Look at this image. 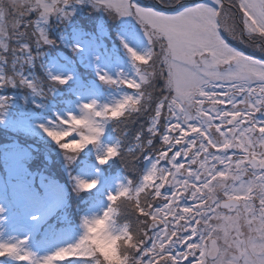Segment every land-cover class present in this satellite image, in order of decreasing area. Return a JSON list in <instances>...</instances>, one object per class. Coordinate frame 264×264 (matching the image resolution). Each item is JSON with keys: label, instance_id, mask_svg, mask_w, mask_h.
Instances as JSON below:
<instances>
[{"label": "snow or ice", "instance_id": "snow-or-ice-1", "mask_svg": "<svg viewBox=\"0 0 264 264\" xmlns=\"http://www.w3.org/2000/svg\"><path fill=\"white\" fill-rule=\"evenodd\" d=\"M73 3L83 0H0V87L19 83L34 91L40 88L19 65L32 63L31 43L37 47L52 43L44 25L53 17L72 15ZM89 3L113 18L132 17L143 29L128 34L136 48L124 44L135 78L98 74L102 82L126 86L135 95L111 105L84 103L82 116L69 115L58 125L42 127L55 140L62 135L78 137L59 145L78 153L81 141L99 143L104 122L127 123L132 114H148L147 136L138 133L134 148L108 145L97 156L100 165L120 157L130 172L137 171L141 157L148 162L139 182L127 178L107 196L104 209L111 217L109 231L116 229L114 236L139 234L131 240L128 264H264V119L257 118L264 114V59L245 55L223 35L244 42L246 34L250 46L264 56V0H238L243 25L239 32L225 0ZM33 13L35 18L27 20ZM10 40L15 41L13 46ZM157 60L162 65L159 72ZM158 78L164 85L157 97L153 81ZM50 79L63 85L71 77ZM156 138L161 141L159 149L154 147ZM96 185L95 179L79 183L81 189ZM121 209L126 219L118 223ZM133 215L134 221L127 218ZM86 238L42 259L26 250L24 241L0 243V257L54 264L71 255L77 264H107L99 253H79Z\"/></svg>", "mask_w": 264, "mask_h": 264}, {"label": "rangeland", "instance_id": "rangeland-1", "mask_svg": "<svg viewBox=\"0 0 264 264\" xmlns=\"http://www.w3.org/2000/svg\"><path fill=\"white\" fill-rule=\"evenodd\" d=\"M194 0H184V2H190ZM6 2V0H5ZM138 3L144 4H152L155 0H136ZM197 2H204V0L197 1ZM195 3V2H194ZM225 7L229 8L230 11L235 14V20L237 23V29H243V25L239 22L240 18L242 17V13L238 9V0H225ZM72 15L67 18L63 17H53L49 20V22L44 25L48 38L58 39L59 42L63 43L66 47L71 50H74L76 53L75 56H69L66 53L60 54V58H54L46 65V70L49 76L59 75L62 77H71L68 82H75L76 85H79V92L75 97L77 98L71 100L74 104L73 110H68L63 113H56L55 118L47 117L45 120L36 121V122H29L25 119H20L17 121H12L8 118L7 114L4 111V107L7 105V101L3 99V104L0 106V125H8L12 127L14 130H23L26 131V135H37L39 138H42L43 141L40 142V147L42 151L46 154L50 153L51 155L57 154L56 158L59 156L60 159L64 158L69 160L71 155H76L77 153H69L63 150L58 144L51 140L50 137L46 135L43 131V127H53L58 125V121L60 119H67L69 115H74L80 117L83 115L82 105L84 103L95 101L98 106L103 105H111L115 102L121 100L125 95H135V92H132L131 89L127 88L126 86H122L119 84L116 85H109L102 82L99 79L98 74H107L108 76L112 77L113 79H122L128 78L133 79L135 78V67L131 60L130 55L127 53V49L124 47V44L127 43L128 47L136 48V43L134 41H129L128 34L130 32L136 31L141 32L143 29L141 28L139 22L132 17H115L113 18L108 14V12L95 9L93 8L92 4L89 3V0H83V3H73L71 5ZM240 15V16H239ZM239 16V17H238ZM35 18V13L26 17L27 20H32ZM10 21L11 17H9V28H10ZM116 26L118 28H116ZM60 27V30L57 29ZM112 27L113 32H111V36L116 38L118 41L115 44L112 38L109 37V28ZM225 39L228 43H233V47L237 50L243 49L245 55L254 56L255 59H264V56L256 50L253 46H250V42L248 41V37L245 34L243 36L244 42H241L240 39H233L227 33H223ZM109 37V44L117 47L113 48L112 51H107V48L104 46L103 39ZM103 38V39H102ZM68 40L73 42L72 44H68ZM102 42L101 44L97 45L98 43ZM10 46L15 44L14 40L8 41ZM12 44V45H11ZM35 43H31L30 46H34ZM119 44V45H118ZM36 46V45H35ZM46 45L40 44L39 47H33V49H37ZM244 48L247 51H252L256 54H251L244 51ZM116 50V51H114ZM138 51H141L142 48H137ZM36 52H31V55L38 57V55H42L44 53L48 54V50L42 51L35 50ZM155 51L159 52L160 48L159 45H156ZM75 58V59H74ZM39 59V58H38ZM75 61H77L85 71H91L95 76V80L88 79L86 84L81 82V70L78 72L77 68L75 67ZM140 63V62H137ZM151 63V62H150ZM40 65V62H39ZM11 66V59L9 58V68ZM41 66V65H40ZM162 65L157 60L155 64V68L157 72L160 71ZM10 71V69H9ZM166 75V69H165ZM79 83V84H78ZM71 84V83H70ZM16 85V84H14ZM61 85V84H58ZM65 85V84H64ZM164 81L163 78H158L153 81V86L155 88L154 96H159L161 89L163 88ZM13 86V85H8ZM8 86L0 87V89H7ZM57 88H51V95L55 92L57 94ZM54 94V95H56ZM56 99L58 97L56 96ZM55 99V100H56ZM8 112V111H6ZM258 119H264V114H257ZM114 121V120H113ZM112 121V122H113ZM111 124V121L104 122V132L100 137L99 143L97 145H89L87 146L84 152H93L94 155L97 157L101 155L103 149L108 145L116 144L115 142L111 143V139L107 137L105 134L107 126ZM163 125V124H162ZM43 126V127H42ZM63 127H67L64 125ZM78 127H82L78 125ZM75 135L73 137L65 138L67 141L71 139H76ZM33 149V148H31ZM83 149V150H84ZM82 150V152H83ZM127 150V149H126ZM38 152H41L38 149ZM80 151V153H82ZM35 156L38 157V153H34ZM79 154V152H78ZM28 151L27 149L22 148H13V152L10 154V162L8 163V175L5 174L6 182L12 184V196L15 200V203L22 204L25 202V212H24V221L23 224H18V228L15 229L13 234L7 238L0 239V243H17L19 241H24L23 247L26 250H30V246L28 243L29 240V232L28 230L33 228H37V224L43 221L44 217H47L49 213L53 212L60 208V204L64 202L63 191L52 184H47L44 186L45 196L42 198L33 199L32 196L28 195L29 186L24 185V182L28 180V170L27 167L24 165V159L27 157ZM57 160V159H56ZM109 161L108 163H110ZM102 166V168H101ZM107 165H104V167ZM148 163L146 165V168ZM26 167V169H25ZM145 168V170H146ZM103 170V165H100L95 159L92 165L88 167H84L80 169L81 176L78 175L76 179H72V186L73 190L76 192L77 195H81L83 193L90 194V201L92 199L97 200L100 196L103 195V198H99L95 202L94 205L89 207L85 214L79 217V223H77L73 230H68L61 232L60 238L55 240V242L59 241L57 244L53 245L50 248H45L41 252H39V259H42L44 256L46 257L49 254H52L56 250L61 247H65L71 244H75L78 240L82 237L84 233L83 223L85 219L93 218L102 213V211L108 206L109 202L107 200V196L110 193H115L118 191L119 186L125 182L124 179L121 177L114 180L113 183H107L108 188L105 192L103 189L106 187L107 176L102 175L101 172ZM144 170V171H145ZM76 173V172H74ZM21 177V178H19ZM75 178V177H74ZM93 179L97 180V185L91 191H81L79 188V183L81 181L91 182ZM3 191V184L0 181V210L4 208L5 197L1 195ZM163 191V189H162ZM88 196H84V198H89ZM89 203V202H88ZM59 205V207H58ZM105 215H107L105 213ZM125 217V216H124ZM128 219L134 221L136 216H129ZM110 221H105L103 219H98L96 222L95 227L93 228L91 225L88 226V232L86 235V241L89 243L85 245L82 244L81 247L85 249L84 252H80L81 255L90 254L94 252V248H100L101 252L106 255L107 257H113L114 255H118V260L121 259L119 255V240L121 237L114 236L113 232H115V227L109 231L108 225ZM21 225L23 226L21 228ZM21 228V229H20ZM75 229V231H74ZM78 231H77V230ZM64 231V230H62ZM84 240V241H85ZM131 240L128 239L126 241V245H130ZM44 248V247H43ZM42 249V248H41ZM80 251V249L78 250ZM72 257L67 256L65 259ZM15 260L14 258H12ZM64 259V260H65ZM63 260V261H64ZM61 260H57L54 264H59ZM72 264H77L74 262Z\"/></svg>", "mask_w": 264, "mask_h": 264}, {"label": "trees", "instance_id": "trees-1", "mask_svg": "<svg viewBox=\"0 0 264 264\" xmlns=\"http://www.w3.org/2000/svg\"><path fill=\"white\" fill-rule=\"evenodd\" d=\"M58 30H60V27L57 29V31ZM111 32L114 33L112 27L109 28V37L112 38L115 44H117L118 41L116 38L111 36ZM109 37L104 39L102 38L104 46L107 48L108 52L112 51L113 48H117L108 43L110 42ZM51 41V44L46 45L47 48H45V46L41 47L42 51L48 50V54L44 53L40 56L38 55L37 58L35 55H33L31 64L23 63L19 65V70L27 77L33 79L34 81H38L40 88L34 91L33 89L16 83V85L8 86L5 90L0 89V98H3L7 101L4 111L10 120L17 121L20 119H25L28 121H37L52 115L54 116L55 109H61L63 111L66 107V101H63V96L67 95L68 98L74 97V90H72V88L75 89L76 87H79L76 85L77 83L68 82L65 85H58V83L51 81L46 70V65L49 63V61H51L50 58L56 57L60 59L59 54H62L63 52L66 54H71L72 56L74 55L72 54L71 49L59 42L58 39L51 38ZM101 43L102 42L98 43L97 45ZM68 44H72V42L68 40ZM33 47L36 48L35 45L31 46V52L35 53V50H41L40 48L33 49ZM248 52L255 54L251 50ZM39 62L41 66L39 65ZM75 64L77 71L79 72L81 70L80 78L83 84H86L88 79L95 80V76L91 71L83 70V67L76 61ZM71 85L75 87H71ZM53 87L57 88V94L54 92L51 95V88ZM131 91L134 92L135 90L131 89ZM56 96L58 99H56ZM163 123L164 121L162 120L161 124ZM149 124L150 120L148 114L135 113L132 114L127 123H121L115 120L113 122L111 121V124L107 126L106 132L113 134V143L115 142L116 144H120L122 150H126L134 148L138 133H142L143 135L147 136L145 130ZM25 132L26 131L23 130H14L8 125H0V177L5 178L4 175H8L7 165L10 162V154L13 152V148H15L17 145L18 147L25 150L27 149L28 151V155L24 159L25 161L23 163L27 167L30 180H34L36 178L35 176H37L38 171L42 172L45 170L48 172L47 176L45 175L44 177L45 179L50 180L53 178L50 175L52 174L57 177L54 178L55 181H61L65 183V185L63 184L64 202L60 204V208H58L55 213L51 212L47 217H44L43 221L37 224V228L28 230L30 231L29 234L32 237L33 243H37L39 240L49 241L51 239H56L62 228L73 230L74 226L79 223V217L83 216L87 211L88 205L91 204L90 202L96 201L95 199L90 201L89 193L82 192L81 195H77L73 190L71 183L72 179L74 180L78 177V175H74V172L79 171L83 167V161L94 160L97 159V157L93 152H84V149L83 152L81 151L82 153L79 152V154L77 153L76 155H71L69 160L64 158L60 159L59 156L56 158L57 154L53 153V155H51L50 153L46 154L44 151H42L40 147V142L43 141L42 138H39L37 135H26ZM160 146L161 141L159 138H156L154 140V147L159 149ZM38 149H40L41 152H38ZM34 153H38V157L35 156ZM110 161V163L105 164L107 167H104L103 165V170L101 172L102 175L107 176L106 187L103 189L105 192L107 191L106 189L108 187L107 183H113L114 180L119 177L124 179L125 182H127V178L132 177L134 182L138 183L147 164V161L141 157L137 162V171L130 172L120 157ZM58 176H63V178H58ZM30 185L33 186L34 184L31 182ZM38 191H40V189H38ZM4 193L7 195L5 203L6 208H3L5 210H0V239L9 237L8 232L15 226V224L24 221L22 212L10 217L5 214V212H12L17 203H15L12 192H9L8 184L4 188ZM84 196H88L89 198H84ZM99 198H103V195ZM121 212L122 214L118 218V223H123L126 219V217H124L125 214L123 209H121ZM84 251H79V253ZM95 253H99L107 262V264H119L120 259L118 260V255L107 257L101 252L99 247L96 249L94 248V252H91L90 254ZM33 256L39 259V253H33ZM75 259H77V257L72 256L68 259H65L64 261L61 260V262L58 263L72 264L76 262ZM0 264H25V262L13 260L11 257H0Z\"/></svg>", "mask_w": 264, "mask_h": 264}, {"label": "clouds", "instance_id": "clouds-1", "mask_svg": "<svg viewBox=\"0 0 264 264\" xmlns=\"http://www.w3.org/2000/svg\"><path fill=\"white\" fill-rule=\"evenodd\" d=\"M83 130V129H81ZM46 131V134H47V130ZM69 133L71 134V130H69ZM92 135H96L95 133H93ZM51 138L52 141H54L56 144L60 145L64 142H70V141H67L65 138H67L68 136H64L62 135L61 136V139L60 140H55V139H52L51 136H49ZM82 143V147L80 148L79 152L82 151L84 148H86L87 146L89 145H93V142L91 140H87V141H81ZM80 188V187H79ZM81 191H91L92 189H81ZM98 219H103L105 221H110L111 217H109L108 215H105V212L104 210L102 211L101 214L93 217V218H88V225L87 227L84 225L83 223V227H84V233L82 236H84L87 232H88V226L91 225L93 228L95 227L96 225V222ZM138 233L136 234L135 237H123L119 240V255H120V261H119V264H128V260L127 258L131 255V246L130 245H126L124 243V240L125 239H130V240H133V239H136L138 238ZM89 242L88 241H84V244L87 245ZM85 249L83 247L80 248V251H84Z\"/></svg>", "mask_w": 264, "mask_h": 264}, {"label": "bare ground", "instance_id": "bare-ground-1", "mask_svg": "<svg viewBox=\"0 0 264 264\" xmlns=\"http://www.w3.org/2000/svg\"><path fill=\"white\" fill-rule=\"evenodd\" d=\"M240 16V15H239ZM238 16V17H239ZM233 44V43H232ZM256 54V53H255ZM74 109V104L70 106V110H73Z\"/></svg>", "mask_w": 264, "mask_h": 264}]
</instances>
